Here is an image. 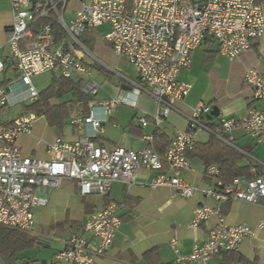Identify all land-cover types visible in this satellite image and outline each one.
Listing matches in <instances>:
<instances>
[{
    "label": "built area",
    "instance_id": "built-area-1",
    "mask_svg": "<svg viewBox=\"0 0 264 264\" xmlns=\"http://www.w3.org/2000/svg\"><path fill=\"white\" fill-rule=\"evenodd\" d=\"M10 3L13 20L6 28L7 60L17 78L0 86V225L29 232L34 224L33 210L48 204L49 190L58 187L63 179L74 180L81 195H105L115 181L132 184L135 172L142 167L161 171L152 186H171L184 197L203 191L220 202L241 200L264 205V164L260 170H253L251 178L237 176L229 183L218 179L216 187L203 190L179 174L189 168L187 150L201 131L230 146H234L236 130L257 142L264 141V109L252 108L242 117H223L211 127L207 121L211 108L199 102L187 117L186 128L177 129L159 154L151 147L107 149L94 144L92 136L101 126L100 119L94 116V106H100L106 116L112 115L120 104L134 106L124 93L109 96L90 101L87 114L77 110L69 119L78 129L89 125L93 133L75 141L55 135L47 145L48 159L27 155L17 144L19 136L32 133L37 119L35 112L6 118L11 108L37 98L39 91L32 77L45 71L82 79L81 91L95 96L100 83L91 77L90 68L100 61L80 41V36L107 23L109 30L104 40L116 56L131 65L135 79L121 70L109 69L132 87L133 96L145 93L156 101V113L151 118L158 125L170 112L177 111V103L191 88L189 82L178 80L177 74L181 68L190 66L192 50L210 38L216 42L218 52L228 59L239 57L264 33V0H10ZM70 3L75 7L69 8ZM68 13L71 16L67 21ZM52 22L61 33L57 41ZM4 67L0 59V70ZM243 80L253 98L264 101V70L248 67ZM16 83L20 89L13 88ZM148 117L141 111L134 120L145 126ZM204 172L217 178L219 168L204 166ZM212 215L219 218L207 239L194 244L189 255L178 256V262L208 264L220 252L236 250L254 232L246 224L225 223L218 207L205 204L194 208L190 225L197 227ZM120 224L118 204L109 200L87 217L81 233L71 234L64 241V248L56 257L72 264H97V258L111 246ZM263 227L264 220H260L257 228ZM87 234L95 239L93 249L87 246ZM169 245L175 252L180 247L175 237Z\"/></svg>",
    "mask_w": 264,
    "mask_h": 264
},
{
    "label": "crops",
    "instance_id": "crops-1",
    "mask_svg": "<svg viewBox=\"0 0 264 264\" xmlns=\"http://www.w3.org/2000/svg\"><path fill=\"white\" fill-rule=\"evenodd\" d=\"M68 16L71 14L68 13ZM12 20L10 0H0V59L5 66L9 65L6 28ZM251 66L264 70V33L252 42L250 49L233 60L218 52L214 40L207 39L192 50L190 66L181 68L177 74L178 80L191 84L188 94L177 103V111L170 112L156 125L151 118L155 112L152 97L145 93L133 96L132 87L109 67L101 62L93 64L90 69L102 71L105 79L109 78L111 82L106 85V93L100 100L124 93L128 100H133L134 106L120 104L110 116H106L100 106H94V116L100 119L101 126L92 136V140L94 144L107 149L115 146L132 150L151 147L156 151L157 141L162 143L164 152L175 131L186 128L187 117L199 102L206 103L211 108L207 119L211 127L218 125L223 117H242L252 108L264 109V101L253 98L243 80L245 70ZM4 69L0 70V76L5 72ZM123 74L135 79L134 70L130 75L124 72ZM12 80L7 79L6 83ZM13 88L20 89V85L16 83ZM143 110L149 114L145 126L134 120L136 114ZM75 112L76 110L72 115ZM130 112V116L126 117ZM42 118L43 122L35 120L30 135H21L17 139L20 150L27 155L48 159L50 156L47 145L55 135L60 134L68 141H75L82 135L93 133L89 125L78 129L70 123V128L60 133L48 126L45 118L43 116ZM233 135L234 146H228L236 150L239 148L245 153H242L244 156L238 164H251V173L254 169L260 170L264 164V141L257 142L241 130L234 131ZM211 138L209 132L201 131L196 135L195 142L199 147L205 146ZM204 153L205 151L202 152L200 148L189 152L187 156L190 166L179 172L182 178L199 186L201 190L216 187L219 179L205 174V160L199 155ZM160 173L161 171L139 168L135 172L132 184L115 181L105 195H81L74 180L63 179L58 187L49 190L48 204L34 209V224L37 223L38 228L33 230V224L29 232L37 238L36 246L41 245L45 249L43 257L25 260L29 262L28 264L34 261L36 264H72L70 261L57 258L56 253L64 248V241L71 234L83 231V225L92 212L101 209L112 200L118 204L121 224L109 249L97 258V264H185L177 261L178 256L189 255L194 244L205 241L219 218L212 215L197 227H192L190 220L193 210L200 204L218 207L222 220L229 225L246 224L252 227L253 234L247 236L236 251L249 260L256 258L255 264H264V227L257 228L258 222L264 220V205L241 200L220 202L205 195L203 191L184 197L171 186H152L151 182ZM221 210L225 211L224 215ZM60 222L61 224H58ZM172 237L179 240L180 247L177 252L169 245ZM86 238L88 248L93 249L94 237L87 234ZM208 264H222L221 254L212 257Z\"/></svg>",
    "mask_w": 264,
    "mask_h": 264
},
{
    "label": "trees",
    "instance_id": "trees-1",
    "mask_svg": "<svg viewBox=\"0 0 264 264\" xmlns=\"http://www.w3.org/2000/svg\"><path fill=\"white\" fill-rule=\"evenodd\" d=\"M53 24V34L55 40L60 38L61 33L55 22ZM96 37V30L85 32L80 36V41L87 47L91 46ZM10 65L5 66V71ZM6 80L0 82V86L4 85ZM82 79L65 78L63 76L53 74L49 84L39 90L37 98L23 105V112L33 111L36 116H43L48 126L62 133L69 124V119L74 110H80L84 114L89 112L88 103L93 100L91 96L81 91ZM155 147L159 154H162V143L156 141ZM208 145L202 146L194 142L193 146L187 150L189 152L200 150L205 160V166L217 165L219 168L218 178L224 183H229L234 177L245 176L252 177L251 164L239 165L238 161L244 156L241 152L224 144L218 138L212 135ZM161 146V147H160ZM198 147V148H197ZM222 215L225 214L221 210ZM58 224H61L58 223ZM38 241L28 231L17 228L0 225V259L2 264H28L29 262L20 257L21 252L37 245ZM219 254L222 256V264H255L256 258L249 260L236 250H226ZM218 255V254H217ZM216 256V255H215ZM21 262L18 263V260Z\"/></svg>",
    "mask_w": 264,
    "mask_h": 264
},
{
    "label": "rangeland",
    "instance_id": "rangeland-1",
    "mask_svg": "<svg viewBox=\"0 0 264 264\" xmlns=\"http://www.w3.org/2000/svg\"><path fill=\"white\" fill-rule=\"evenodd\" d=\"M75 7L74 3H71L69 5V8ZM66 19L68 21L69 16L66 15ZM109 30V24H103L100 27H98L96 29V37L94 39V42L91 46H87V49L89 50V52L96 57L101 63H103L105 66L115 70H123V72L127 75L132 74L133 72V68L131 67L130 64H128V62L122 58V57H118L116 56L109 43L106 42L104 40V34ZM230 60V59H229ZM92 71V75L91 77H93L96 81H98L100 83V90L98 92V94H96L95 96H93L92 98L97 100H100L103 95L106 93V85L108 86L110 82L109 78L104 77V73L98 69L95 70H91ZM52 72L50 71H45L43 73H40L39 75H35L32 77V82L33 85L35 86V88L39 91L43 88H45L49 82L50 79L52 77ZM17 78V73L16 71L12 68V67H8L6 69V71L4 73L1 74L0 76V80L4 81L7 79H16ZM29 101L27 100V102H24L22 104H19L13 108H11V110L9 111V113L7 114L9 117L6 118H10L12 116H15L19 113H21L23 111V105L27 104ZM155 102V112L153 115H155L156 113V107H157V103ZM144 113H147V111L143 110ZM131 114V112L129 114H127L126 117H129ZM36 122H43V118L42 116L37 117ZM70 128V124H68L65 129L68 130ZM64 129V130H65ZM34 212V210H33ZM38 225L37 223L34 224L33 226V230L37 229ZM40 245V244H39ZM43 251H45V249H43V247L36 246L35 248L32 249H26L25 251L21 252L20 257H24V259L26 258H30L32 260L36 259V258H41L43 257L42 253ZM41 252V253H40ZM21 262V259L18 260V263ZM37 262H32V264H36ZM0 264H2V261L0 259Z\"/></svg>",
    "mask_w": 264,
    "mask_h": 264
}]
</instances>
